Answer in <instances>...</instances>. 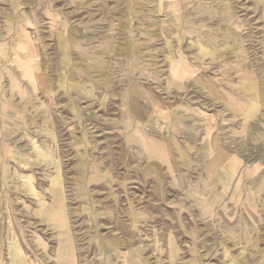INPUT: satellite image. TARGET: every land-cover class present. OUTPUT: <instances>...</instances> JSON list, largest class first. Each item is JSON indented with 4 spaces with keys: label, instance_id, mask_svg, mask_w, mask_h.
<instances>
[{
    "label": "rangeland",
    "instance_id": "374dc122",
    "mask_svg": "<svg viewBox=\"0 0 264 264\" xmlns=\"http://www.w3.org/2000/svg\"><path fill=\"white\" fill-rule=\"evenodd\" d=\"M0 264H264V0H0Z\"/></svg>",
    "mask_w": 264,
    "mask_h": 264
}]
</instances>
